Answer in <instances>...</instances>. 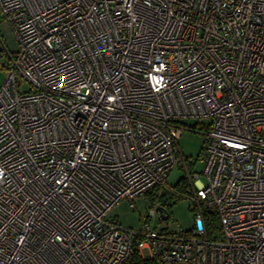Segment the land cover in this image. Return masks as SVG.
<instances>
[{
    "label": "built area",
    "instance_id": "built-area-1",
    "mask_svg": "<svg viewBox=\"0 0 264 264\" xmlns=\"http://www.w3.org/2000/svg\"><path fill=\"white\" fill-rule=\"evenodd\" d=\"M0 12L18 43L0 86V264H125L135 245L153 264H264V0H0ZM200 117L205 181L177 146L181 119ZM180 157L195 212L170 232L149 217ZM142 196L141 229L108 214Z\"/></svg>",
    "mask_w": 264,
    "mask_h": 264
},
{
    "label": "rangeland",
    "instance_id": "rangeland-1",
    "mask_svg": "<svg viewBox=\"0 0 264 264\" xmlns=\"http://www.w3.org/2000/svg\"><path fill=\"white\" fill-rule=\"evenodd\" d=\"M0 37L2 39L4 50L0 55V86L4 82L7 67L9 64L8 53L14 54L18 48V43L12 32L11 27L4 22L1 12H0ZM29 85L25 79L19 78L18 88L20 90L28 89ZM210 121L209 117L200 118H183L181 123L183 129L179 137L177 138L178 150L181 153L182 158L189 165L193 176L197 173L202 181H205L204 176L201 173L203 168L202 158V148L205 141V131L208 127ZM194 127V128H190ZM185 178L186 182L183 187H177L176 184L181 178ZM188 179L184 167L182 165V159L179 158V164L175 166L168 173L166 178V187L162 188L165 190H174L173 193H167L165 198V203L169 212V217L167 219L157 220L158 214L151 218L149 217V223L155 228L163 227L165 230L170 232H180L187 231L191 229L193 225L194 209H192L190 195L191 184ZM188 188L187 192L185 189ZM175 194L179 195L176 197ZM164 201L161 199V203ZM135 208H131L126 200H120L115 204L109 211V215L113 217L114 220L118 221L122 226L130 227L132 229H141L142 220L149 213V201L144 196L137 197L134 200ZM168 204V205H167ZM143 255H146L145 250H142Z\"/></svg>",
    "mask_w": 264,
    "mask_h": 264
},
{
    "label": "trees",
    "instance_id": "trees-1",
    "mask_svg": "<svg viewBox=\"0 0 264 264\" xmlns=\"http://www.w3.org/2000/svg\"><path fill=\"white\" fill-rule=\"evenodd\" d=\"M3 42L2 39L0 37V46H2ZM185 178H181L179 180V182L176 184L177 187H183V184L185 185ZM166 187V182L160 185H157L154 190H159V200L161 202V199L164 201L163 203H161V206L163 208L164 211L168 212L166 203H165V198H166V194L169 192L170 194L174 192V190H165L162 191V188ZM188 188L185 189V192H187ZM153 193V191L150 193V195ZM176 197H179V195L175 194ZM168 205V204H167ZM169 213V212H168ZM204 221L206 224V229H207V234L208 236H211L212 233L216 232L218 233V222H217V216L216 213L212 210H208L205 209L204 211ZM154 261L151 259H144L141 257V254L138 250V246L135 245L132 250L131 253L129 255L128 260L126 261L125 264H153Z\"/></svg>",
    "mask_w": 264,
    "mask_h": 264
},
{
    "label": "water",
    "instance_id": "water-1",
    "mask_svg": "<svg viewBox=\"0 0 264 264\" xmlns=\"http://www.w3.org/2000/svg\"><path fill=\"white\" fill-rule=\"evenodd\" d=\"M158 212L161 219H167L169 217V213L167 211H164L162 206L158 207Z\"/></svg>",
    "mask_w": 264,
    "mask_h": 264
}]
</instances>
